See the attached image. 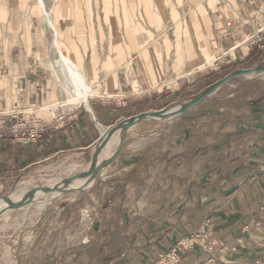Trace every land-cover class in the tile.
Listing matches in <instances>:
<instances>
[{
  "label": "crops",
  "instance_id": "crops-1",
  "mask_svg": "<svg viewBox=\"0 0 264 264\" xmlns=\"http://www.w3.org/2000/svg\"><path fill=\"white\" fill-rule=\"evenodd\" d=\"M214 12V62L235 68L264 60V0H228ZM33 47H18L15 58L7 53L11 72L0 75V112L29 109L27 127L39 118L41 131L22 144L13 138L14 118L0 117V185L53 154L93 147L103 128L143 105L159 110L192 88L193 79L175 91L95 96L89 106H56L44 119L36 106L50 98L42 69L27 52ZM123 75L121 93L133 91L126 70ZM229 83L122 149L114 165L68 198L58 215V247L43 263L151 264L190 239L177 264H264V75Z\"/></svg>",
  "mask_w": 264,
  "mask_h": 264
},
{
  "label": "rangeland",
  "instance_id": "rangeland-1",
  "mask_svg": "<svg viewBox=\"0 0 264 264\" xmlns=\"http://www.w3.org/2000/svg\"><path fill=\"white\" fill-rule=\"evenodd\" d=\"M225 1L228 0H45L54 19L65 26V43L69 50L83 54L85 73L97 82L98 93H108V87L116 80L118 91L113 93L121 92L119 81L123 83L124 70L127 77H131V85L127 88H133V91L130 89L121 94L124 99L144 94L150 89L146 87L151 81L164 82L166 84L161 88L175 91L178 86L183 85L181 81L193 79L192 88L187 93L172 97L162 108L184 102L227 73L251 68L264 61L259 59L258 63L254 62L247 67L230 68L224 63V59H219L204 66L207 58H216L212 46L213 24L216 19L214 11ZM142 28L148 31L142 33ZM149 34L154 39L151 40ZM50 40L51 32L46 27L35 0H0V75L11 72L5 63L11 60L10 57L7 60L8 52L15 58L14 53L18 47L28 48L32 44L34 47L27 52L31 54L33 64L42 69L44 82H47L45 90L50 98V102L36 106L38 110L39 107H50V110L46 108L37 111L38 116L44 119L50 118L58 106L53 86L54 75L48 58ZM176 52H180L182 57L178 61H175ZM205 74L207 77L212 75L208 79L203 77L204 81H201V76H206ZM263 75L264 71L258 76ZM248 79L251 78L237 77L229 84ZM146 107L148 106H141L138 113L153 111ZM71 108L73 107L68 106L62 110ZM130 130L126 132L123 151L128 152L129 147L144 142L152 135V129L148 125ZM91 148L60 152L28 165L13 180L0 185V194L6 188H11V191L18 180L27 174L32 176L29 186L49 182L48 178L67 174L71 164H86L93 159L95 148L93 146L92 154ZM69 153L84 154L81 159L76 160V156L69 158ZM43 177L45 179L40 180ZM67 198L42 209L31 205L24 215L22 209L25 207L18 209L19 212L13 211L12 216L0 218V264H44V254L58 247L56 235L62 233L58 215Z\"/></svg>",
  "mask_w": 264,
  "mask_h": 264
},
{
  "label": "bare ground",
  "instance_id": "bare-ground-1",
  "mask_svg": "<svg viewBox=\"0 0 264 264\" xmlns=\"http://www.w3.org/2000/svg\"><path fill=\"white\" fill-rule=\"evenodd\" d=\"M35 2L40 9L46 27L51 32V40L48 47V58L54 75L53 86L58 98V103L56 102L57 105L65 108L68 106L76 107L79 104L84 103L85 105L89 106V99L95 96L112 97L114 96V94H123L121 92L113 93L115 91H118V86L116 85L117 80L113 85L110 84V86L108 87V93L104 94L98 93L96 91L97 82L93 78L90 79L85 73V61L83 54H78L73 50H69L65 43L66 36L64 35V33L66 32V29L64 28V24L62 22H59L58 19H54L55 16L53 12L48 9L45 0H35ZM124 30H126V28ZM146 30L142 28V33ZM150 34L149 36L151 37V40L154 39L153 35L151 36ZM176 53L177 55L175 61H178L182 57H180V52ZM213 61L214 59L207 58L204 66L212 64ZM263 71L264 70H261L255 73L254 76L257 77ZM164 84L166 83H161L160 81H151L146 88L160 89ZM187 101L188 100L173 105L175 107L172 108L173 106H171L169 110L175 111L177 109H180ZM45 108L48 109L50 107H39V109ZM171 119L172 117L170 115H156L152 117H146L137 122H134L128 130L132 128L139 129L142 126L148 125L152 129V135H154L162 128V126L166 122L170 121ZM104 130L105 129L103 128L102 141L98 144H94V152L93 147L90 149L91 154L93 152L92 161L94 162H108L116 156L117 149L115 148L118 143V126L114 125L108 130ZM83 154L84 153H69L68 157L72 158L73 156H76V160H79L83 157ZM104 168L93 169L91 166L84 167V164L74 163L70 165V169L67 174L65 173L63 176L48 178L49 182L34 184L32 186L28 185L29 180L32 176L31 174H27L26 176L18 180V182L16 183L17 187H14L11 191H9L7 200L4 203L0 204V218L9 217L11 214H13V211L19 212L18 209L24 207L25 209H22V215L27 214L28 207L31 205H35L38 209H42L46 205L55 204L59 200L69 197L73 192H77L82 188L89 187L91 184H93L100 173L103 172ZM75 175L77 176L75 177ZM44 179L45 178L43 177L40 180ZM52 185L55 186L47 187ZM21 187H26L28 189L31 188V192L27 193L25 192L26 190H23Z\"/></svg>",
  "mask_w": 264,
  "mask_h": 264
},
{
  "label": "water",
  "instance_id": "water-1",
  "mask_svg": "<svg viewBox=\"0 0 264 264\" xmlns=\"http://www.w3.org/2000/svg\"><path fill=\"white\" fill-rule=\"evenodd\" d=\"M261 70H264V61L261 62L260 64L256 65V66H254V67H251V68L234 70V71L226 74L222 78L216 80L215 82L211 83L210 85L205 87L200 92L191 96L188 99V101L180 109H177L175 111H170L169 110L170 107H165V108H162L159 110L140 112V113L128 116L126 118H123L122 120H120L116 124H114V125H117L118 129H119L116 156L108 162H94V161L90 160L88 163L84 164V167L91 166L93 169H97V168H104V167L108 168V167L114 165L120 159L122 149H123V141H124L126 132L128 131L129 127L134 122H137V121L144 119L146 117H152V116H156V115H170L173 118V117L183 113L189 107L195 105L199 101L208 97L209 95H211L215 91L219 90L223 86L227 85L232 79L237 78V77L253 78V77H255L254 74L261 71ZM102 139H103V134L101 133V135L98 137V139L96 140V142L94 144L100 143L102 141ZM78 173H80V172H78ZM77 175H75V177ZM54 186L55 185L47 186V187H54ZM15 187H17V186H15ZM21 188L23 190H26L25 192H27V193L31 192V190H30L31 188L30 189H28L26 187H21ZM10 189L11 188H6L5 191L2 194H0V204L4 203L7 200L8 193H9ZM75 194H73L69 198L73 197Z\"/></svg>",
  "mask_w": 264,
  "mask_h": 264
},
{
  "label": "built area",
  "instance_id": "built-area-1",
  "mask_svg": "<svg viewBox=\"0 0 264 264\" xmlns=\"http://www.w3.org/2000/svg\"><path fill=\"white\" fill-rule=\"evenodd\" d=\"M26 113L29 114L31 111H29V109H22L18 111L12 110L10 112H0V117L12 116L14 118L15 121L12 124L13 138L22 144L35 141L39 136L42 125L38 118L35 122L31 123L28 128V120L25 116ZM17 115H21V120L17 119ZM191 244L192 242H190V239H184L183 241L177 242L167 251L156 254L152 259L151 264H177L181 259V254L184 253V249Z\"/></svg>",
  "mask_w": 264,
  "mask_h": 264
}]
</instances>
